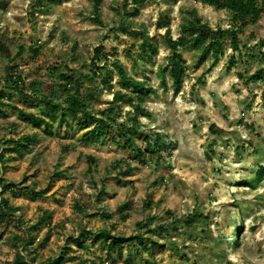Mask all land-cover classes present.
<instances>
[{"label":"rangeland","instance_id":"374dc122","mask_svg":"<svg viewBox=\"0 0 264 264\" xmlns=\"http://www.w3.org/2000/svg\"><path fill=\"white\" fill-rule=\"evenodd\" d=\"M31 3L0 0V44L9 54L0 51V80L10 66L26 84L38 82L43 93L54 86L52 66L94 70L93 84L102 90L92 109L106 107L113 91L126 89L111 67H93L94 47L100 45L108 60L118 59L149 86L143 105L151 116L139 117L132 135L144 150L138 160L116 130L130 115L128 106L121 105L103 141L92 143L80 139L90 121L80 127L68 118V128L34 98L3 93L0 190L17 210L0 212V264H264V72L258 80L247 79L264 69V16L239 34L238 51L225 41L213 64L210 55L200 61L197 50L179 49L184 71L174 86L168 68L160 75L170 54L165 30L178 37L191 9L212 28L228 27V10L199 0H100L96 17L92 0H41L34 9ZM103 58L94 60L101 65ZM18 64L23 68L17 70ZM19 109L41 115L49 126L34 127ZM155 133L168 149L155 151ZM29 134L36 140L20 152L5 143ZM87 155L94 158L90 169ZM114 161L122 168L128 163L132 172L112 168ZM194 209L201 213L194 224L186 228L180 221L168 237L136 225L152 227ZM43 214L49 218L37 223ZM101 229L140 235L141 241L107 248ZM26 232L32 241L25 251L13 236ZM18 251L22 262L15 260Z\"/></svg>","mask_w":264,"mask_h":264},{"label":"trees","instance_id":"16d2710c","mask_svg":"<svg viewBox=\"0 0 264 264\" xmlns=\"http://www.w3.org/2000/svg\"><path fill=\"white\" fill-rule=\"evenodd\" d=\"M40 1L41 0H32L30 7L34 9L35 5L40 3ZM131 1L136 2V0ZM199 1L210 5H217L228 10L230 13L231 24L224 28L220 26L212 28L208 23L202 21V18L198 16L195 9H191L187 12V17H185L184 21L180 24L181 34L178 37L175 39L171 38L168 33V28L165 30L167 47L170 50V54L166 58V65L164 68L162 67V69H160V75L163 76L162 73L164 72V69L168 68L174 86H177L180 76L184 71L179 49L189 47L197 50L200 61H203L210 55L212 61L211 64H213L218 57L222 55L223 44L225 41L228 42L233 52L238 51L239 34L243 32L245 27L256 24L264 16V0ZM99 2L100 0H92V10L96 17L98 15L97 11ZM122 2L123 5H126L127 0H122ZM132 5L131 11L132 13H136L138 6L135 3ZM122 14H127L126 10ZM121 25L126 28L129 27V24L124 21ZM129 32H131V30ZM259 45L264 47V39L259 41ZM0 51L4 52L6 56L9 55L3 44H0ZM31 52L36 53V50H31ZM93 52V57L91 59L93 67L100 70H107L106 72H108L111 67V69L115 71L122 88L126 89L125 91H113L112 98L106 107L92 109V102L99 99L102 90L97 88V84H93L95 83L94 80L97 75L94 70L91 73H83L64 67L63 71H59L57 66H52L51 68L53 72H57L55 78H53L54 86L50 88L49 91L43 93H40L38 82L33 80L26 84L24 76L17 74L16 71H11L12 69L10 66L5 68L7 72L5 71L4 75H1L2 78L0 80V103L3 93L13 90L21 96L34 98L39 103L43 104L48 117L52 120L57 118V121L60 124L66 125L68 128L70 127L67 122L68 118L76 120L80 127L83 126L82 123L85 124L86 121H90L92 123L90 128L82 132L80 139L88 140L92 143H100L103 141L107 129L110 128L111 124H114L115 118L119 115L118 111L120 110L121 105L128 106L130 108V115L127 117L126 121H122L118 124L116 130L120 136H126L122 145L133 149V151H135L133 155L134 159L141 160L144 155V150L134 145L132 135L138 129L139 117L151 116L150 111H148L143 105L144 95L150 91V88L145 81L138 80L129 75L118 59L108 60V58H106V54L103 53L104 49L102 46H95ZM101 54H103L105 58H103V63L99 65L98 61L94 59L99 57ZM262 72H264V69L258 68L249 77H247V79L258 80ZM2 105H6V103H1L0 106ZM18 114L19 116L28 119L34 127L38 128L42 124L49 126V123H47L41 115H34L33 113L26 112L23 109H19ZM208 129L212 133H217V129L214 124H210ZM34 140H36V134L22 135L18 140L8 138L5 140L6 142H4L6 144H12L13 151L20 152L21 147H29L30 143ZM146 147L149 148V145L146 144ZM152 147H154L155 151L159 153L160 149H168L169 145L161 142V135L155 133ZM149 149L152 148L150 147ZM86 160L89 163L88 168L90 169L94 158L87 155ZM110 166L112 168H116L117 171H121V173L125 175L132 172V168L128 163H126L122 168L119 161H114ZM0 185L1 189L5 186L2 178H0ZM29 187L31 188V186ZM1 191L2 190H0V212L4 213L10 210H17L15 207L11 208L7 201L2 198ZM166 214L170 217L172 216L170 211H167ZM43 216L44 217L37 220V223L42 221L44 218H49V215L45 216V214H43ZM200 216L201 213L197 209H194L190 213L185 214L182 218H170L169 222L156 223L152 227L149 226L148 222L146 224L137 222L136 225L144 231L153 232L158 237H168L171 232L176 233L180 221L184 227L190 228ZM28 235V232H26V235L22 237L16 235L13 236L15 244L20 246L25 251L27 250L26 244L32 241V238ZM99 237L110 241V245L107 246V248L119 247L120 244L132 241V239L141 241L140 235H110L108 229H101ZM148 240L154 245H158V242L152 237L149 236ZM76 242L79 245H83L81 241L77 239ZM134 247H136V249H141L143 246H137L134 244ZM21 253L22 252L18 251L16 254L15 260L18 262H22L24 260L23 253ZM126 263L129 264V260H126Z\"/></svg>","mask_w":264,"mask_h":264},{"label":"built area","instance_id":"2783aa9c","mask_svg":"<svg viewBox=\"0 0 264 264\" xmlns=\"http://www.w3.org/2000/svg\"><path fill=\"white\" fill-rule=\"evenodd\" d=\"M22 65H23V64H18V65L16 66V69H17V70L22 69V68H23Z\"/></svg>","mask_w":264,"mask_h":264}]
</instances>
